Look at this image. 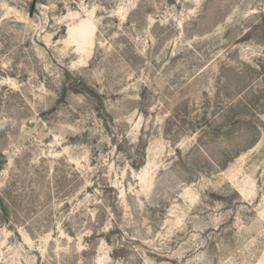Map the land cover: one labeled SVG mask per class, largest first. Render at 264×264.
Segmentation results:
<instances>
[{"label": "rangeland", "instance_id": "1", "mask_svg": "<svg viewBox=\"0 0 264 264\" xmlns=\"http://www.w3.org/2000/svg\"><path fill=\"white\" fill-rule=\"evenodd\" d=\"M0 264H264V0H0Z\"/></svg>", "mask_w": 264, "mask_h": 264}]
</instances>
